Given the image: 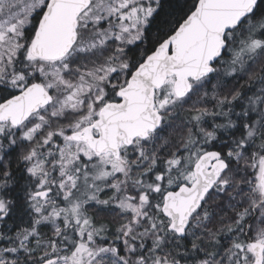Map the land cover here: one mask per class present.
I'll return each instance as SVG.
<instances>
[{"label":"snow or ice","instance_id":"1","mask_svg":"<svg viewBox=\"0 0 264 264\" xmlns=\"http://www.w3.org/2000/svg\"><path fill=\"white\" fill-rule=\"evenodd\" d=\"M0 264H264V0H0Z\"/></svg>","mask_w":264,"mask_h":264}]
</instances>
